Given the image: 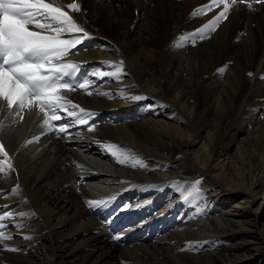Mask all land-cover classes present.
<instances>
[{
	"label": "bare ground",
	"instance_id": "6f19581e",
	"mask_svg": "<svg viewBox=\"0 0 264 264\" xmlns=\"http://www.w3.org/2000/svg\"><path fill=\"white\" fill-rule=\"evenodd\" d=\"M87 2L88 26L83 18ZM207 2L78 0L81 10L73 12L75 20L102 50L115 55L113 64L124 61L126 73L121 81L105 77L98 86V94L110 95L80 96V104L95 112H121L129 119L98 125L69 145L43 134L38 123H29L31 112L18 123L17 115L0 107V136L15 168L6 177L0 174V192L9 193L0 197V207L34 213L5 221L13 239L0 244V264H264V206H246L264 194V177L255 178L252 190L243 194V178L228 173L216 181L209 163V157L240 142L241 170L246 172L247 166L249 178L256 170L264 175V125L257 136L248 130L257 114L264 116V4H237L208 38L194 46L181 41L219 11L193 18L192 11ZM244 21L250 45H244L247 40L230 47ZM113 43L117 50L109 47ZM174 44L190 46V58H180L182 46ZM149 50L153 56L147 58ZM129 54L142 59L137 70L127 64ZM244 54L253 67L247 77L250 69L238 59ZM101 56L111 59L95 49L77 54L78 59ZM181 72L186 84L181 83ZM220 78L227 86L216 84ZM121 92L147 98L135 101L122 98ZM36 136L42 147L27 148ZM195 140H203L207 151ZM104 143L130 150L148 167L116 163ZM25 149L35 152L29 156ZM16 184L21 192L11 195ZM88 199L119 203L127 227H148L151 240L115 244L91 216ZM243 201L246 205L237 208L235 203ZM16 223L26 227L12 228ZM11 247L20 250H7Z\"/></svg>",
	"mask_w": 264,
	"mask_h": 264
},
{
	"label": "snow or ice",
	"instance_id": "6c2138e0",
	"mask_svg": "<svg viewBox=\"0 0 264 264\" xmlns=\"http://www.w3.org/2000/svg\"><path fill=\"white\" fill-rule=\"evenodd\" d=\"M255 2L264 3V0H255ZM237 3H247L249 8L252 7L249 0H208L207 3L195 8L191 13L193 18L207 15L215 10L219 11L192 33L180 37V40L190 41L194 46L197 40L208 38L210 33L215 32L219 25L228 19L230 11ZM67 8L73 12L81 10L80 4L75 2L68 4ZM91 39L93 37L55 0L52 2L0 0V101H4L6 108L10 112L15 111L17 116H21L25 109H38L44 115L42 126L45 128V133L43 134L56 133L67 136L71 135L68 131L70 126L85 125L88 131H95L96 126L90 123L95 113L81 107L67 96V93L77 90H85L88 95L93 94L90 90L94 85L93 81L85 79L77 83L71 82L80 73L82 65L68 59L70 55L75 54L73 50L78 51L86 40ZM102 63L112 70L94 69L90 75L98 79L109 77L116 81H121L126 75L123 60L115 64L111 61ZM225 67H221L218 71L223 74ZM101 94L110 95L108 92ZM120 95L122 98L135 101L147 98L140 95L126 97L123 92ZM61 120L69 122L56 123ZM39 139L40 137L36 136L28 143ZM103 147L120 165L133 168L148 167L143 158L117 144L104 143ZM0 157H3L0 159V174L6 177L14 173V165L2 142H0ZM172 183L178 190L181 189L182 186L178 181ZM20 192L19 184L10 189L11 195H18ZM8 194L0 192V197ZM184 198L188 199L187 196ZM85 202L90 209H97L107 207L112 200L88 199ZM3 207L5 211L0 212V244L13 239L11 234L6 233L10 226L5 221L34 215L23 211L15 212L9 205ZM11 227L23 229L26 225L16 223ZM23 238L31 239L28 235ZM120 238V236L114 237L116 240ZM7 250L15 252L20 249L11 247Z\"/></svg>",
	"mask_w": 264,
	"mask_h": 264
},
{
	"label": "rangeland",
	"instance_id": "374dc122",
	"mask_svg": "<svg viewBox=\"0 0 264 264\" xmlns=\"http://www.w3.org/2000/svg\"><path fill=\"white\" fill-rule=\"evenodd\" d=\"M83 12H84V19H85V22H86V26H88L89 25V18H90V5H89V3L87 2L86 3V6L83 8ZM85 12H86V14H85ZM79 13H77V15H78ZM134 19V18H133ZM246 22L244 21L243 23H242V29L241 30H239L238 32V37L234 40V42H233V44L231 43L230 44V47H232V46H235L236 47V45L239 43V44H242L241 46H243V42H246L247 40V44L246 43H244V45L245 46H249L250 45V41H249V38H250V36L247 34V29H245V28H248L247 26H246V24H245ZM110 35H112V34H107V36H110ZM122 42H123V40H122ZM99 43V42H98ZM100 44V43H99ZM100 47H103L104 48V46H101L100 45ZM108 47V46H107ZM109 47L110 48H112V49H114V50H117L118 49V47H117V43H113V44H111V45H109ZM190 48V46H182V47H180L179 48V53H178V55H179V57L181 58V57H183V58H185V59H187L188 60V58H190L189 57V54H188V49ZM246 48V47H245ZM99 50V49H98ZM214 50V49H213ZM215 51V50H214ZM213 51V52H214ZM107 52V53H106ZM102 54H106V55H108V56H110V58H111V61H114V60H116V58H115V55L113 54V53H110V51H104V50H102V48H101V50H99V52H98V55H102ZM153 52L151 51V50H149V51H147L146 53H145V56L147 57V58H150V57H152L153 55ZM144 56V55H143ZM245 56V57H244ZM223 56H221V55H219L218 56V58L221 60V58H222ZM248 57V56H247ZM246 57V55L244 54L243 56H241V57H239L238 59H239V61L240 62H244L243 64H246L247 65V67L249 66L248 65V61H249V59ZM242 58H243V60H242ZM248 61H247V60ZM126 62H127V64L129 65V67H131L132 68V70L133 69H135V70H137L138 69V64H139V62L142 60V59H140V57H137V58H135V55H128L127 57H126ZM204 63H206V62H204ZM203 63V64H204ZM262 63V59H261V61L259 62V65ZM205 65H206V67H205ZM209 66V65H208ZM207 66V63L206 64H204V67L205 68H207L208 67ZM250 70H248V72L246 73V77H247V75H249L250 73L252 74V71H253V67H248ZM258 68H260V67H258ZM256 72H258L257 70H256ZM184 73H180V75H179V78H181V83H185V81H186V77L183 75ZM176 75H178V74H176ZM186 84V83H185ZM216 84L217 85H221V86H227L226 84H225V80L223 79V78H220V79H218L217 81H216ZM188 87H190V85H188ZM257 122V123H256ZM264 125V116L261 114V113H259V114H257L256 115V120H255V122H252L251 123V125L250 126H248L249 128H248V130L251 132L252 131V133H254V135H258V132L263 128L262 126ZM24 127H25V125H24ZM23 126H22V128L20 127V130H24L25 128H24ZM18 128V127H17ZM19 130V131H20ZM205 133H206V131H205ZM188 134V136H189V138H190V140L192 141L193 140V135H192V133H187ZM202 142H204L203 140H195V143H196V145H197V147H200L202 150H204V151H207V148H206V145H205V143H202ZM36 142H34V143H32L33 145L32 146H39L40 144H35ZM240 142H236V143H234V144H230L228 147H227V152H221L220 151V155H216V156H212V157H209V163H210V165L212 166V167H214V171L213 172H211L210 173V176L212 177V178H214L216 181L218 180V181H220L221 179H224L223 177H225L226 175H228V173H231L232 174V176L233 177H238V178H243V182H244V190L246 191H241L243 194L244 193H246V194H248L249 193V191H251L252 190V188H253V184L255 183V181H256V179L258 178V177H264V175H263V173H260V171L259 170H256V172H255V174H254V178H249V176L247 175V166L245 167V169H246V172H244V169L243 170H241V166H240V163H239V149L238 148H240L239 147V145L241 146V143L239 144ZM30 146H31V143H29V144H27V148H29L30 149ZM31 146V147H32ZM39 147H42L41 145L39 146ZM26 150V149H25ZM26 151H28V154L27 155H29V156H31L30 154L32 153V152H35L34 150L32 151V150H26ZM82 154H84V153H82ZM33 157V156H32ZM35 157V156H34ZM226 170H230V171H227L226 172ZM243 173V174H242ZM243 175V176H242ZM232 177V178H233ZM256 178V179H255ZM234 179V178H233ZM240 180V179H239ZM248 192V193H247ZM241 196V195H240ZM245 200V199H244ZM252 200V202H251V204L250 205H246L244 202L245 201H243V202H238V203H235V205H236V207L237 208H242V207H244L245 205L246 206H248L249 208H252V209H255V208H257L258 206H259V210L264 206V194H262V193H260L259 195L257 194L256 196H255V198H252V199H249L248 201H246V202H249L250 203V201ZM263 214V217H262V219L264 220V212L262 213ZM116 244V243H115ZM118 245V244H117Z\"/></svg>",
	"mask_w": 264,
	"mask_h": 264
}]
</instances>
